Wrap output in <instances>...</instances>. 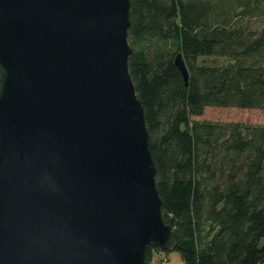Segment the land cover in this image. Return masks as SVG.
<instances>
[{"label":"water","instance_id":"1","mask_svg":"<svg viewBox=\"0 0 264 264\" xmlns=\"http://www.w3.org/2000/svg\"><path fill=\"white\" fill-rule=\"evenodd\" d=\"M130 11L0 0V264H151L152 243L177 248L129 71Z\"/></svg>","mask_w":264,"mask_h":264},{"label":"trees","instance_id":"2","mask_svg":"<svg viewBox=\"0 0 264 264\" xmlns=\"http://www.w3.org/2000/svg\"><path fill=\"white\" fill-rule=\"evenodd\" d=\"M263 1L131 0L129 71L186 264H264V126L193 119L208 107L264 109V27L253 22Z\"/></svg>","mask_w":264,"mask_h":264},{"label":"rangeland","instance_id":"3","mask_svg":"<svg viewBox=\"0 0 264 264\" xmlns=\"http://www.w3.org/2000/svg\"><path fill=\"white\" fill-rule=\"evenodd\" d=\"M264 9V1L262 4ZM255 27H264V12L257 16ZM217 64L225 65L228 63L225 59H215ZM194 120H206L214 122H233L246 123L252 125L264 126V109H239V108H221L208 107L201 116L193 117ZM151 264H186L182 254L178 249L174 251H155Z\"/></svg>","mask_w":264,"mask_h":264}]
</instances>
